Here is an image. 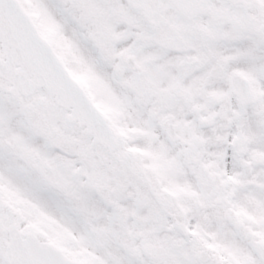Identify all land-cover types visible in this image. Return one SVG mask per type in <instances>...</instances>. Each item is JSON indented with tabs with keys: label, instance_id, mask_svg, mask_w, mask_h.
<instances>
[{
	"label": "snow or ice",
	"instance_id": "snow-or-ice-1",
	"mask_svg": "<svg viewBox=\"0 0 264 264\" xmlns=\"http://www.w3.org/2000/svg\"><path fill=\"white\" fill-rule=\"evenodd\" d=\"M0 264H264V0H0Z\"/></svg>",
	"mask_w": 264,
	"mask_h": 264
}]
</instances>
